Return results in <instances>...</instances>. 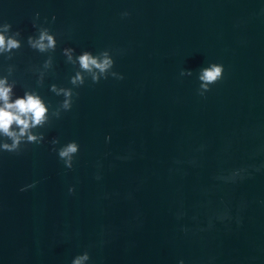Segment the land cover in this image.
I'll return each mask as SVG.
<instances>
[{
    "label": "water",
    "instance_id": "1",
    "mask_svg": "<svg viewBox=\"0 0 264 264\" xmlns=\"http://www.w3.org/2000/svg\"><path fill=\"white\" fill-rule=\"evenodd\" d=\"M36 12L57 33L39 87L53 106L48 85L73 73L64 46L110 48L124 79L86 82L41 129L79 142L72 169L48 143L0 155V264H70L84 250L89 264H264V0H0L25 38L0 60L18 91L37 87L29 68L47 56L26 44ZM208 61L225 70L201 97L180 70ZM237 168L243 178L220 179Z\"/></svg>",
    "mask_w": 264,
    "mask_h": 264
},
{
    "label": "clouds",
    "instance_id": "2",
    "mask_svg": "<svg viewBox=\"0 0 264 264\" xmlns=\"http://www.w3.org/2000/svg\"><path fill=\"white\" fill-rule=\"evenodd\" d=\"M121 17H127L129 12L124 10L120 13ZM55 15L52 21H55ZM44 22H40V13L36 12L32 18V27L35 30L27 35V46L41 54H47L40 66H31L29 71L35 74V83L37 87H23L22 91L17 90L18 80L14 77L16 65L7 64L5 67L0 64V155L3 153L19 154L23 147L30 144L40 145L48 143L51 145V151L55 152L58 159L62 161L66 169H72L77 154L80 151V144L72 139L64 143L53 136L50 140L46 138L45 129L50 126L52 120L60 119L62 114L69 112L73 108L74 100L79 93L76 89L84 86L86 82L96 84L101 80L113 78L123 80L124 74L115 70V58L110 48H104L98 51L81 49L77 51L73 46H64L61 48V54L65 63L73 67V73L68 77L70 86L50 83L48 90L61 99L55 106L46 100L39 91V87L45 82L49 72L54 68L53 53L56 51L58 40L57 33ZM25 43V38L19 29H13V25L3 19H0V60L11 61ZM223 63L208 61L200 67L195 73L192 69L182 68L181 77H192L195 75L197 81L196 92L201 97L211 91L212 86L223 79ZM105 143L110 142L111 135H105ZM259 170V169H257ZM245 168L233 169L230 175L220 177L225 180H236L243 178ZM96 179H100L99 175ZM37 181L21 186V192L35 187ZM75 185L68 187L69 194L75 192ZM227 214L220 216L225 219ZM91 256L89 251L84 250L74 255L70 264H89ZM177 264H185L184 259H179Z\"/></svg>",
    "mask_w": 264,
    "mask_h": 264
}]
</instances>
